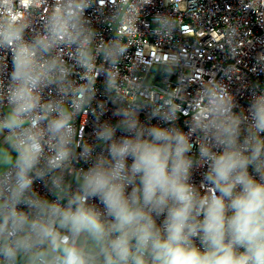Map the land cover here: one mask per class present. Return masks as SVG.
I'll return each mask as SVG.
<instances>
[{
	"label": "clouds",
	"instance_id": "1",
	"mask_svg": "<svg viewBox=\"0 0 264 264\" xmlns=\"http://www.w3.org/2000/svg\"><path fill=\"white\" fill-rule=\"evenodd\" d=\"M92 6L0 0V264H264V85L124 87Z\"/></svg>",
	"mask_w": 264,
	"mask_h": 264
},
{
	"label": "built area",
	"instance_id": "2",
	"mask_svg": "<svg viewBox=\"0 0 264 264\" xmlns=\"http://www.w3.org/2000/svg\"><path fill=\"white\" fill-rule=\"evenodd\" d=\"M87 15L104 40L121 38L129 46L120 65L124 87L149 86L158 90L157 99L159 92L179 88L191 98L217 80L244 105L253 85H264V0H93ZM161 15L173 21L168 34L155 31L154 17ZM165 54L181 57L174 75L162 71ZM102 81L98 100L105 98ZM91 132L88 116L85 136Z\"/></svg>",
	"mask_w": 264,
	"mask_h": 264
}]
</instances>
